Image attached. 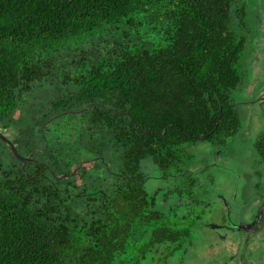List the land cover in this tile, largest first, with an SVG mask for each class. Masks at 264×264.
<instances>
[{
	"label": "trees",
	"instance_id": "16d2710c",
	"mask_svg": "<svg viewBox=\"0 0 264 264\" xmlns=\"http://www.w3.org/2000/svg\"><path fill=\"white\" fill-rule=\"evenodd\" d=\"M247 16L246 0H0V131L32 154L0 140V264H164L193 245L207 203L166 207L141 161L164 172L239 130ZM137 22L157 43L119 30Z\"/></svg>",
	"mask_w": 264,
	"mask_h": 264
},
{
	"label": "flooded vegetation",
	"instance_id": "af4514ba",
	"mask_svg": "<svg viewBox=\"0 0 264 264\" xmlns=\"http://www.w3.org/2000/svg\"><path fill=\"white\" fill-rule=\"evenodd\" d=\"M262 95L264 96V93ZM256 102L262 110L263 129L259 130L255 140L249 143L255 155L250 164L251 170L233 173L222 169L227 171L223 172L226 173L224 176L232 174L233 181L226 184L218 185L214 177L210 176H207L204 182L198 179L197 173L206 172L205 175H207L209 169L223 166L219 158L225 151L227 142L224 145L211 143L213 149L200 158L192 157L187 160V158L174 156L175 159L168 162L162 175L166 181V190L163 195V204L166 207L170 209L177 205L184 208L197 207V205L200 207L206 206L207 203L208 208L204 214L193 216L198 219L199 228H209L213 232L212 235L226 244L225 252H229L227 256L229 260L224 264H264V254L257 259L250 254L247 255L248 248L253 245V239L264 232V103L258 100ZM250 127L251 125L245 128L240 127L237 132L249 133ZM179 155L181 156V153ZM208 156H212V160H209ZM205 186L207 187L204 188ZM229 187L233 188V193L228 198L220 189ZM194 191L202 192L206 199L194 196ZM217 201L222 204L223 211L217 212L213 220H206L207 213H211L218 206ZM201 239L204 240V237ZM259 244L264 245V237L260 239ZM174 248L175 251L171 252L172 258H166L164 264H184L185 256L190 248L184 249L178 246ZM217 254L219 251L214 255Z\"/></svg>",
	"mask_w": 264,
	"mask_h": 264
},
{
	"label": "rangeland",
	"instance_id": "374dc122",
	"mask_svg": "<svg viewBox=\"0 0 264 264\" xmlns=\"http://www.w3.org/2000/svg\"><path fill=\"white\" fill-rule=\"evenodd\" d=\"M246 2L251 32L241 59L244 79L240 86L232 92V101L237 106L241 128L251 125L250 132L243 134L239 131L232 136L224 147L225 151L221 154V158H219V162L223 166L209 169L207 175H205L206 172L197 173V177L201 182H204L207 176H210L214 177L218 185L220 183L226 184L229 181H233L232 174L224 176L226 173L223 172L227 171H222V169L233 173H235L234 171L243 173V171L251 170L250 164L253 162L255 155L249 147V143H252L259 130L262 131L263 129L262 110L256 100L264 93V0H246ZM119 30L129 31L131 35L142 34L144 38H149L154 43L158 39L156 33L149 30V27L142 22H137L132 26L125 25ZM159 43L161 41H158ZM31 102L32 100L26 104L29 105ZM212 149L211 143L202 141L184 146L186 156L192 154L196 158L206 156L207 152ZM5 153L7 154L0 145V159ZM211 157L208 156V159L212 160ZM140 169L143 174L150 177L143 183L144 190L148 193L157 191L158 199L161 201L163 196L160 197V195H164L166 190V181L162 176L163 171L149 157L141 161ZM220 191L229 198L233 193V188H222ZM217 205L211 213H207L206 220H213L217 212L223 211V206L219 201H217ZM157 207L161 208L162 202L157 204ZM212 233L209 228H198L193 232L194 243L189 247L184 264H224L229 260L227 257L229 252H225L227 250L226 244L220 242ZM200 235L204 237V240L201 239ZM263 237L264 232L253 239V245L248 248L247 255L250 254L251 257L257 259L261 254H264V245L259 244L260 239ZM217 251H219V254L214 255Z\"/></svg>",
	"mask_w": 264,
	"mask_h": 264
},
{
	"label": "water",
	"instance_id": "95a60500",
	"mask_svg": "<svg viewBox=\"0 0 264 264\" xmlns=\"http://www.w3.org/2000/svg\"><path fill=\"white\" fill-rule=\"evenodd\" d=\"M264 96L261 95L260 98H258L257 100L260 103H264V98H262ZM263 118H264V112H263ZM0 140L6 145V147L10 150V152L18 159L22 162V165H25V163L29 160H32V154L30 155H22L18 152L16 146L14 145V143L6 136L4 135L1 131H0ZM46 144V142H45Z\"/></svg>",
	"mask_w": 264,
	"mask_h": 264
}]
</instances>
